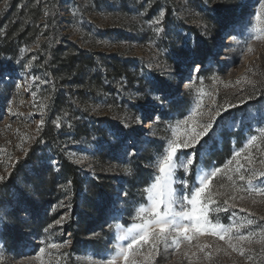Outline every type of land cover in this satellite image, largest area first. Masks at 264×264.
<instances>
[{"label": "rangeland", "instance_id": "374dc122", "mask_svg": "<svg viewBox=\"0 0 264 264\" xmlns=\"http://www.w3.org/2000/svg\"><path fill=\"white\" fill-rule=\"evenodd\" d=\"M257 8L258 0H0V175L6 177L0 183V209L7 212L0 224V264H38L41 241H70L61 249L69 256L60 264H86L81 258L108 251L115 239L108 227L112 217L118 215L125 227L132 223L141 190L153 174L146 165L170 136L169 124L188 115L201 92L206 106L211 104L207 93H218L221 104L238 106L218 118L206 143L187 150L196 152L192 174L185 177L190 182L198 168L224 165L257 127H264V41H252L249 52L247 34L241 32ZM161 9L165 33L156 37L146 21ZM192 59L202 62L198 74L186 66ZM29 60L30 68L25 67ZM248 68L256 72L248 74L255 90L225 87ZM148 89L168 97L162 110L150 111ZM41 102L44 125L37 132ZM137 116L145 118L142 126ZM22 138L26 142L17 148ZM133 142L136 154L130 156L126 146ZM213 151L220 152L222 164L207 161ZM64 162L74 168L72 175L62 173ZM178 175L184 177L183 170ZM39 176L46 182L55 177L50 190L36 189ZM240 206L254 218L264 216L262 203ZM233 211L243 222L246 214L238 208L221 213V222L228 223ZM61 216H66L61 226L44 231ZM82 216L91 222L88 228H81ZM213 239L201 237L202 242ZM157 259L176 264L178 257L166 253ZM213 261L246 264L235 253H215ZM52 264H57L54 257Z\"/></svg>", "mask_w": 264, "mask_h": 264}, {"label": "snow or ice", "instance_id": "6c2138e0", "mask_svg": "<svg viewBox=\"0 0 264 264\" xmlns=\"http://www.w3.org/2000/svg\"><path fill=\"white\" fill-rule=\"evenodd\" d=\"M48 12H45V16ZM143 16L144 13H138ZM166 13L161 9L157 16L146 21L156 37L165 33L163 21ZM241 32L246 33L244 44L251 52L252 41H264V0H258V8L253 16L241 26ZM235 39V37H233ZM39 47V43L35 45ZM21 51H25L21 49ZM35 59V57H33ZM177 64L181 63V57L174 58ZM29 60L25 67L30 68ZM186 66L191 73H199L202 62L192 59ZM256 75L252 68L246 69V74L235 81L225 84V87L239 86L237 91L246 90L245 85H251L255 90L256 82L250 78ZM34 79H38L35 78ZM201 85L204 83L199 78ZM213 82L218 78L213 75ZM47 83V81H41ZM191 81L186 87H191ZM36 92L32 96L36 97ZM197 99L195 106L183 119L177 120L174 125L169 124L170 136L165 138L161 151L155 154V158L146 167L153 169V174L141 190V202H139L132 215V223L124 226L118 222L119 216H113V223L109 224V231L115 233V239L111 247L104 253H92L81 258L86 264H158V257L171 253L178 257L176 264H200V261H208L215 264V253L224 252L225 255L237 254L243 258L246 264H264V216L254 218L255 213L240 204L249 201L252 205L264 204V127H257L250 134L243 146L233 151L232 157L219 167L205 170L198 168L196 178L190 177L195 166L196 152H188L205 141L213 132L218 118H221L237 104H221L217 101V94L207 93L211 98V104L205 105L203 95ZM50 97H45V100ZM145 99L148 100L150 111L162 110L168 97L160 93L159 89H148ZM251 99V96L248 97ZM239 103H244L243 100ZM33 107H37L33 104ZM46 105L41 102L38 106L41 119L37 122L36 131L42 130L44 125L43 114ZM9 115L23 116V113L9 112ZM32 114L29 113V116ZM150 123L151 115L147 117ZM159 116L155 120L158 121ZM136 123L141 126L145 118L137 116ZM57 128L61 127L59 120L53 121ZM124 128H129L127 122H122ZM26 142L16 147H22ZM122 143V141H121ZM131 149L128 155L136 154L135 142L126 146ZM2 151V150H0ZM27 154V149H24ZM19 161H16L18 163ZM77 160L76 163H82ZM53 167L57 162L52 161ZM14 167V165H13ZM58 170V169H57ZM183 170L184 177L178 175ZM125 171H130L125 169ZM11 173H9V176ZM6 177L0 175V183ZM71 180L67 185H71ZM61 187H66L61 185ZM127 195V193H125ZM63 207L64 202H60ZM245 213L243 222H237L236 212L233 211L227 217L228 223L221 222V213H228L230 209H237ZM7 212L0 209V224L5 223ZM66 216H61L49 224L44 231L48 232L54 226H61ZM201 237L214 238L213 241H201ZM222 241V245L215 243ZM43 247L35 256L38 264H46L45 255L49 257L47 264H52L54 257L57 264L66 259L69 253L61 249L67 247L70 241L49 242L41 241ZM98 257V258H96ZM3 256H0V260Z\"/></svg>", "mask_w": 264, "mask_h": 264}, {"label": "trees", "instance_id": "16d2710c", "mask_svg": "<svg viewBox=\"0 0 264 264\" xmlns=\"http://www.w3.org/2000/svg\"><path fill=\"white\" fill-rule=\"evenodd\" d=\"M59 72V71H58ZM228 152V151H226ZM215 160L216 163L218 164H222V159L220 158V152L219 151H213L211 154H210V157L207 159L208 162H210L211 160ZM74 171V168L72 167V165H70L69 163L67 162H64V165H63V174L66 176H70L72 175ZM54 180H55V177L53 176L52 179L48 182H46L42 176H39L37 177V180L35 181V186H36V189L40 192V190L42 189H51L52 186H53V183H54ZM48 185L50 187H48ZM82 220V225H81V228L84 229V228H88L89 225H91V222L88 221V219L85 217V216H82L81 218Z\"/></svg>", "mask_w": 264, "mask_h": 264}]
</instances>
